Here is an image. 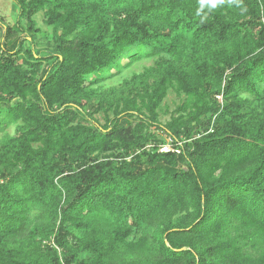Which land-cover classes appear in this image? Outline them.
<instances>
[{
    "label": "trees",
    "instance_id": "obj_1",
    "mask_svg": "<svg viewBox=\"0 0 264 264\" xmlns=\"http://www.w3.org/2000/svg\"><path fill=\"white\" fill-rule=\"evenodd\" d=\"M13 2L0 264H264V0Z\"/></svg>",
    "mask_w": 264,
    "mask_h": 264
},
{
    "label": "rangeland",
    "instance_id": "obj_2",
    "mask_svg": "<svg viewBox=\"0 0 264 264\" xmlns=\"http://www.w3.org/2000/svg\"><path fill=\"white\" fill-rule=\"evenodd\" d=\"M18 16V8L13 2V0H0V18L4 20L6 25L13 26L17 21ZM36 20L38 22V27L41 30H46L47 27L44 23L45 17L43 13L36 16ZM4 28L0 27V43L4 35ZM153 64L152 61H141L139 63L133 64L130 67H126L121 73L111 76L106 82H104V86L106 88L110 87H118L121 85L124 79H130L135 73H142L144 68L151 66ZM176 98L174 94H170L166 99L167 105L170 106L171 110L175 107ZM169 115H162L161 120L165 122L168 120ZM10 133H14V128L9 129ZM161 136H164L161 134ZM1 138V136H0ZM169 139H167L168 141ZM172 149L170 141L164 146L165 151H169Z\"/></svg>",
    "mask_w": 264,
    "mask_h": 264
},
{
    "label": "clouds",
    "instance_id": "obj_3",
    "mask_svg": "<svg viewBox=\"0 0 264 264\" xmlns=\"http://www.w3.org/2000/svg\"><path fill=\"white\" fill-rule=\"evenodd\" d=\"M201 2V9H203L205 6L211 9H215L218 4L224 3V0H200ZM197 15H199V10L197 12Z\"/></svg>",
    "mask_w": 264,
    "mask_h": 264
},
{
    "label": "built area",
    "instance_id": "obj_4",
    "mask_svg": "<svg viewBox=\"0 0 264 264\" xmlns=\"http://www.w3.org/2000/svg\"><path fill=\"white\" fill-rule=\"evenodd\" d=\"M162 151H165L164 148L162 149Z\"/></svg>",
    "mask_w": 264,
    "mask_h": 264
}]
</instances>
